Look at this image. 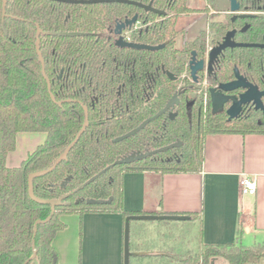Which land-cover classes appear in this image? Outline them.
Here are the masks:
<instances>
[{"label": "trees", "instance_id": "obj_1", "mask_svg": "<svg viewBox=\"0 0 264 264\" xmlns=\"http://www.w3.org/2000/svg\"><path fill=\"white\" fill-rule=\"evenodd\" d=\"M184 1L177 0L172 9L181 10ZM161 3L156 4L162 6ZM249 3L252 9L259 4L257 0ZM135 9L117 2L6 0L2 16L0 0V264H59L52 240L65 227L63 214L120 212L125 218L144 213L123 208L122 180L126 172H199L208 134L264 133V117L259 111L246 109V113L228 120L224 110L212 113L208 108L204 113L201 106L197 111L191 105L185 108L182 103L177 107L176 117L164 125L158 118L134 135L112 141L164 105L177 85L166 77L165 71L181 75L187 69L190 50L197 49V43L185 50L176 48L172 40L173 18L157 23L154 29L148 28L138 37V41L150 44L166 40L163 48L151 51L117 47L109 29ZM249 21L250 28L238 32L236 39L264 42V16H253ZM227 22L218 23L216 35L224 32ZM37 27L41 29L40 52L54 100L35 49ZM72 31L82 34H62ZM233 67L248 81L264 88V48L226 50L215 63L209 83L231 80ZM83 106L88 109V123L75 140L85 120ZM19 132H43L45 139L19 165L8 166L6 158L15 149ZM177 139L182 142L180 147L115 164L76 190L121 155L136 149L157 148ZM69 145L65 160L33 180V192L38 198L54 199L68 194L64 204L57 205L51 214L49 204L30 198L27 176L49 168ZM67 176L70 178L62 186ZM109 197V202H86L88 198ZM77 198L82 201L75 203ZM172 213L186 214L188 220L197 215ZM37 220L41 222L35 226ZM263 244L248 246L238 239L208 244L199 239L197 252L183 256L187 258L179 263L210 264L223 258L228 264H258L264 257Z\"/></svg>", "mask_w": 264, "mask_h": 264}, {"label": "crops", "instance_id": "obj_2", "mask_svg": "<svg viewBox=\"0 0 264 264\" xmlns=\"http://www.w3.org/2000/svg\"><path fill=\"white\" fill-rule=\"evenodd\" d=\"M44 139L43 132H19L6 164L19 165ZM242 177L255 181L254 194L240 191ZM122 204L125 210L144 213L196 212L191 221L198 222L203 243L238 239L250 246L264 242V133L208 134L199 172H126L122 180ZM61 219L65 227L52 240L59 264H123L125 218L120 212L71 213L61 215ZM160 221L164 222L131 221L130 250L142 254L130 257V264H166L169 260V252L161 248L167 243L165 237L141 235L143 229H154L152 226ZM168 223V228L181 225ZM210 264L228 262L216 258ZM258 264H264V257Z\"/></svg>", "mask_w": 264, "mask_h": 264}, {"label": "flooded vegetation", "instance_id": "obj_3", "mask_svg": "<svg viewBox=\"0 0 264 264\" xmlns=\"http://www.w3.org/2000/svg\"><path fill=\"white\" fill-rule=\"evenodd\" d=\"M132 1H136V2L142 3L144 5L150 4V7L157 10V11L145 9L143 7L136 5V4L125 3V4L132 5L134 8H137V9H135L132 13L125 15L124 18L116 20L114 22V24L112 25V27H110L109 33L113 37V43L117 47L131 48V49H135V50H151V49H145V48H133V47L120 46L116 43V40L118 39L119 36H122L125 41L132 42V43L146 44V45H151V46L163 44L162 47H160L158 49H153V50H159V49L163 48L166 45V40L163 42L156 43V44H150V43L138 41V37L142 32H145L148 28L154 29L155 25L157 23L160 24L163 21H166L167 18H168L167 21H170L173 18L172 19L173 30L175 32L172 36V40L174 41L176 48H178L180 50H185L189 46L191 47L193 44L197 43V49L192 48L189 52L188 61L186 63V68H187L186 71H184L179 76L175 75L174 73H172L170 71H165L166 77L169 80H173V81L175 80L177 85H176V88L173 91V93L168 97V99L164 103V105L160 109H158L155 113H153L152 115L156 114L159 110H161L166 105L168 100L170 98H172V96L174 94H176L177 101L174 102L173 105L171 107H169L166 111L161 113L158 117L151 120L150 122H152L158 118H161L162 120L160 121V123H161V125H164L167 122V120H172L176 117V115L178 113L177 107L182 103L184 104L185 108H188L191 105L197 111H200V106H201L202 111L204 113L207 112L208 108H210L212 113H217V112L212 111L211 96H210L209 90L212 87L218 86V84H220V83H225V82H229V81L233 80L234 79V71L233 70L235 67H233V70H232L233 78L231 80L223 81V82H219V83H215V84H210L209 83V76H211L213 69H214V65L217 62V60L221 54H224V52L226 50L234 49V48H240V47H226V48H224L217 55V57L215 59H213V61L211 62V68H209V65H208L209 64L210 50L213 47L220 44L224 40V36L226 35V33L228 31H231V30H235L232 39L236 42L264 43V42H258V41H255V42L241 41V40L236 39V34L238 32L243 33V32H246L250 28V21H249L250 18H252L253 16H260V17L264 16V0H257L259 2V4L256 5V7H254L255 9H252V7H250L251 6L249 3L250 0H236L239 4V9L237 11H232L230 9V1L229 0H204L205 5L201 6V7L200 6H194L193 4H191V2L189 0H185L184 4H183V8L181 10L179 9L177 11L172 9L173 4L176 3L177 0H132ZM161 1H162V3H161L162 6H158L156 3H158V2L160 3ZM117 3H122V2H117ZM218 13L222 14V16L216 17L217 16L216 14H218ZM193 14H197V15H200L202 17H205L207 19V24H206V27L204 29H201L194 38L187 39L186 38L187 29L185 30L184 28H178L176 26V22H177V19L180 17L186 16V15H193ZM134 15H136V20L130 26H127L126 28H124L120 34H116L114 32V27L117 23L123 22L125 19H130ZM241 15H243V16H241ZM223 21H228L227 22L228 26H226V29L224 30V32L222 31L221 34L216 35L214 29L217 28V25L219 22H223ZM245 25H248V27L245 30H242V28ZM72 32H75V34H73V35L82 34V32H76V31H72ZM208 33H210V35ZM180 37L182 38L181 41H179ZM256 48H264V47H256ZM153 50H151V51H153ZM193 55L195 56L196 61L197 60H203L204 61L203 68L201 70H198L195 74L196 78L192 77L191 69H190V60H191ZM123 70L127 71L125 65H123ZM239 73H240V71H239ZM132 74L133 73H130V75H132ZM60 75H61V72H60L59 76ZM243 77L246 78L245 76H243ZM246 80H247V78H246ZM187 86L189 88H191V90L194 87H195V89L193 91H190V90L187 91L186 90ZM260 90H262V89H260ZM242 91H243L242 89H236V90L225 92V94L237 96ZM183 93L185 94V97L182 98L181 95ZM199 95L201 96L200 102H199ZM262 102L264 104V96L262 97ZM200 103H201V105H200ZM229 106H230V102H226L224 104L223 108L219 111L224 110L226 113V109ZM84 107L87 108V106H83V109H84ZM246 109H248L247 111H251V110L252 111H259L262 114V116L264 117L262 111L260 109H255L254 105L251 102L242 104V108H241L240 112L235 117H237L239 114H242L243 112H245ZM87 115H88V109H87ZM152 115H150V116H152ZM150 116H148V117H150ZM84 117H85V112H84ZM148 117H146V118H148ZM235 117H233V118H235ZM227 119H228V115H227ZM228 120H230V119H228ZM135 127H133V128H135ZM132 129H130V130H132ZM115 138H113V139H115ZM113 139H112V141H113ZM177 141H180V140L177 139L171 143H174ZM171 143H169V144H171ZM181 144H182V142L180 141V144L178 146H174L172 148H178L181 146ZM165 145H168V144H165ZM165 145H163V146H165ZM160 147H162V146H160ZM157 148H159V147H157ZM157 148H153V149L146 148L144 150L136 149V150H131L130 152H132V151L147 152V151L154 150ZM169 149H171V148H169ZM130 152H128V153H130ZM158 152H160V151H158ZM158 152H156V153H158ZM128 153H126V154H128ZM156 153H154V154H156ZM154 154H152V155H154ZM123 155H125V154H123ZM123 155H121V156H123ZM148 156H151V155H148Z\"/></svg>", "mask_w": 264, "mask_h": 264}, {"label": "water", "instance_id": "obj_4", "mask_svg": "<svg viewBox=\"0 0 264 264\" xmlns=\"http://www.w3.org/2000/svg\"><path fill=\"white\" fill-rule=\"evenodd\" d=\"M56 1H61V2H67V3H97V2H122V3H132L136 4L140 7H143L145 9H150L157 11L153 8L150 7V4L144 5L142 3L132 1V0H56ZM230 1V9L232 11H237L239 9V4L236 0H229ZM5 6H6V0H2V16L5 15ZM243 16V15H241ZM136 20V15H134L130 19H125L123 22H119L115 25L114 27V32L116 34H120L121 31L126 28L127 26H130L134 21ZM248 27V25H245L242 30H245ZM41 32V29L37 27L36 31V40H35V49L38 55V58L42 64V72L43 75L47 81V86H48V91L50 93V97L52 100H54V96L50 91V81L48 77L45 75L44 72V62L43 58L40 52V45H39V34ZM235 30L228 31L226 35L224 36V40L218 44L217 46L213 47L210 50L209 53V68H211V62L213 59L217 57V55L226 47H264V43H247V42H236L232 39L234 35ZM62 34L64 35H73L75 32H63ZM116 43L120 46H125V47H133V48H145V49H158L162 47L163 44L156 45V46H151V45H146V44H139V43H132V42H127L123 39L122 36H119L118 39L116 40ZM204 66V61L203 60H195V56L193 55L191 60H190V69H191V75L193 78H196L195 74L198 70H201ZM234 79L225 82V83H220L216 87L210 88V96H211V106H212V111L213 112H218L221 110L226 102H230V106L226 109V113L228 115V119H231L235 117L241 110L242 104L249 103L251 102L255 109H260L264 115V104L262 102V97L264 96V89L260 90L257 85H254L250 83L249 81L246 80L238 71L237 67L234 68ZM171 76V75H170ZM236 89H242L243 91L239 93L237 96L236 95H228L225 94V92L236 90ZM176 94L172 96L166 103V105L159 110L156 114L146 118L143 120L138 126L133 128L132 130L124 133L123 135H120L113 139V141H120L122 139H125L131 135H134L138 131H140L146 124H148L151 120L155 119L158 117L161 113L166 111L169 107L173 105L174 102H176ZM60 104V102H57ZM84 112H85V121L78 132L75 140L78 139L80 134L84 131L87 122H88V115H87V108L84 107ZM180 144V141L159 147L154 150H150L147 152H141V151H132L128 154H125L123 156H120L119 158L115 159L114 162L109 164L107 167L103 168L100 170L98 173L94 174L91 176L86 182L81 184L76 188L80 189L82 188L86 183H89L93 181L95 178H97L99 175H101L107 168L115 165V164H122V163H130L136 160H140L142 158H145L148 155H152L158 151H163L169 148H172L174 146H178ZM71 145H69L54 161V163L46 169H41L37 170L34 172H31L28 174V194L32 200L38 203L42 204H49L50 205V211L51 214L54 212V209L57 205L64 204L63 199H65L68 194H64L60 196L59 198H54V199H42L38 198L34 195L33 192V180L36 177L42 176L51 170L55 168V166L60 163L62 160H65L68 154V151L70 149ZM70 178V176H67L62 182L61 185L64 186L67 180ZM111 200V197H109L107 200L104 199H95V198H88L86 199L87 203H104V202H109ZM82 201L80 198H77L75 200V203ZM50 216H48L44 221L48 220ZM189 216L186 214H173V213H142V214H129L125 217L124 219V227H123V264H130V257L132 256H137L141 255L142 252L139 251H132L130 250V223L133 220H171V221H182V220H188ZM41 222L40 220H37L35 222V226L37 223ZM35 233V229H34ZM33 248H34V253H35V246L33 242Z\"/></svg>", "mask_w": 264, "mask_h": 264}, {"label": "rangeland", "instance_id": "obj_5", "mask_svg": "<svg viewBox=\"0 0 264 264\" xmlns=\"http://www.w3.org/2000/svg\"><path fill=\"white\" fill-rule=\"evenodd\" d=\"M191 4L194 6H204L205 2L204 0H189ZM199 14V13H198ZM216 17H221L222 14L218 13L216 14ZM207 19L205 17H202L197 14L193 15H186L183 17H180L177 19L176 26L178 28H184L186 31V38L192 39L194 38L197 33L206 27ZM210 35V33H208ZM181 37L179 38V41H181ZM168 221L171 220H165L164 222H156L152 227L154 229H143V236L147 235H157L160 237H165L167 240V243L162 244L161 248H164L166 253L169 252V260H166V264H178L180 260L183 258V256H187V254L194 255L197 251L198 246V240L200 237L199 234V225L198 222L192 223L191 220H182V221H173V222H179L181 225L173 228V226L169 225L168 228ZM144 222V221H142ZM195 224V225H194ZM145 226V225H143ZM186 241V244L184 245V242ZM170 242V243H168ZM262 250H264V244L262 245ZM178 261V262H177Z\"/></svg>", "mask_w": 264, "mask_h": 264}, {"label": "built area", "instance_id": "obj_6", "mask_svg": "<svg viewBox=\"0 0 264 264\" xmlns=\"http://www.w3.org/2000/svg\"><path fill=\"white\" fill-rule=\"evenodd\" d=\"M239 187L242 193L254 194L256 191L255 181L249 177H242L239 180Z\"/></svg>", "mask_w": 264, "mask_h": 264}]
</instances>
